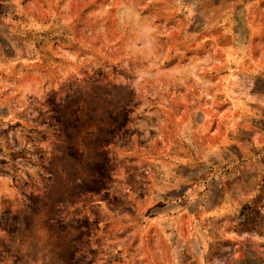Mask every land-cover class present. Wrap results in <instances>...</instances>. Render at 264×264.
Returning a JSON list of instances; mask_svg holds the SVG:
<instances>
[{
    "label": "rangeland",
    "instance_id": "374dc122",
    "mask_svg": "<svg viewBox=\"0 0 264 264\" xmlns=\"http://www.w3.org/2000/svg\"><path fill=\"white\" fill-rule=\"evenodd\" d=\"M0 264H264V0H0Z\"/></svg>",
    "mask_w": 264,
    "mask_h": 264
}]
</instances>
